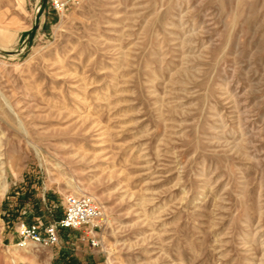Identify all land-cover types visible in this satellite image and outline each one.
<instances>
[{
  "label": "rangeland",
  "instance_id": "rangeland-1",
  "mask_svg": "<svg viewBox=\"0 0 264 264\" xmlns=\"http://www.w3.org/2000/svg\"><path fill=\"white\" fill-rule=\"evenodd\" d=\"M0 264H264V0H0Z\"/></svg>",
  "mask_w": 264,
  "mask_h": 264
},
{
  "label": "built area",
  "instance_id": "built-area-1",
  "mask_svg": "<svg viewBox=\"0 0 264 264\" xmlns=\"http://www.w3.org/2000/svg\"><path fill=\"white\" fill-rule=\"evenodd\" d=\"M75 0H48L52 10L63 13ZM64 212L60 220L49 223H25L16 227L19 237L18 245L24 247L29 243L53 246L59 243L63 230L89 228L93 235L92 245H98L95 233L104 219V209L88 194H69L64 199Z\"/></svg>",
  "mask_w": 264,
  "mask_h": 264
},
{
  "label": "bare ground",
  "instance_id": "bare-ground-1",
  "mask_svg": "<svg viewBox=\"0 0 264 264\" xmlns=\"http://www.w3.org/2000/svg\"><path fill=\"white\" fill-rule=\"evenodd\" d=\"M79 193V192H78ZM81 194H86V192L84 190H80Z\"/></svg>",
  "mask_w": 264,
  "mask_h": 264
}]
</instances>
